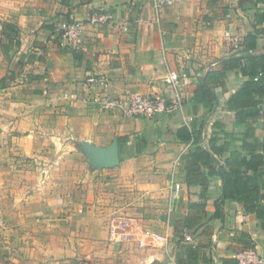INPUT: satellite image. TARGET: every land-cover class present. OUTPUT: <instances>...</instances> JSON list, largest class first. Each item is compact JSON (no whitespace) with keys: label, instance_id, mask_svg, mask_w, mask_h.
Instances as JSON below:
<instances>
[{"label":"crops","instance_id":"1","mask_svg":"<svg viewBox=\"0 0 264 264\" xmlns=\"http://www.w3.org/2000/svg\"><path fill=\"white\" fill-rule=\"evenodd\" d=\"M97 13H110L112 19L95 22ZM71 20L83 28L76 46L60 33ZM250 33L257 36L252 48L246 42ZM260 55L264 0H184L159 14L150 0H0L5 119L17 118L27 150L38 142L54 143L50 147L62 150L58 155L78 160L82 170L73 179L88 184L89 196L95 191L96 203L81 206L70 228L89 234L93 229L98 244L122 249L106 253L102 248L91 264H178L191 244L207 264H239L237 254L246 244L264 255L257 216L237 201L224 204L222 218L195 225L190 241H181L173 225L192 212L193 203L205 204L210 218L222 196L221 180L211 175L206 183L186 182L181 157L194 147L195 138L182 140L179 129L196 125V138L206 148L216 122L242 137L244 121L235 120L237 111L228 108V101L250 77L239 66L232 68L233 60ZM219 71L223 75L211 89L213 108L192 107L207 72ZM170 73L189 79L181 87L183 113L127 117L101 104L103 97L127 93L170 97L173 89L165 82ZM102 74L108 86L87 82ZM254 99L260 100L259 114L247 121L263 140L264 93H254Z\"/></svg>","mask_w":264,"mask_h":264},{"label":"rangeland","instance_id":"2","mask_svg":"<svg viewBox=\"0 0 264 264\" xmlns=\"http://www.w3.org/2000/svg\"><path fill=\"white\" fill-rule=\"evenodd\" d=\"M1 92L0 264H91L102 248L106 253L121 251L118 245L98 244L93 229L89 234L70 228L81 206L96 203L95 191L89 196L88 184L73 179L80 176L81 164L58 155L62 150L50 147L54 143L24 147L17 118L5 119Z\"/></svg>","mask_w":264,"mask_h":264},{"label":"trees","instance_id":"3","mask_svg":"<svg viewBox=\"0 0 264 264\" xmlns=\"http://www.w3.org/2000/svg\"><path fill=\"white\" fill-rule=\"evenodd\" d=\"M7 28H12L6 25ZM13 29V28H12ZM18 30H15L17 32ZM256 34L250 33L246 37L249 47H255ZM251 42V43H250ZM248 47V49H250ZM239 66L243 75L250 78L243 83L239 92L233 95L228 101L229 109H236V121L243 120L245 132L242 137L225 131V125L216 122L215 134L210 139V147L206 148L199 144L196 138L200 132L187 126L179 129L181 139L190 141L195 138L194 147L181 157V163L185 170V179L188 184L206 183L207 175H211L221 180V200L216 202V209L207 219L205 204L193 203L190 205L192 212L184 219L173 222L175 231L180 234L183 241L186 235L198 223L212 221L224 216V204L227 201H237L244 205L249 213L257 216L258 224L264 232V139L257 137L253 124L247 121L249 116L259 114L260 100L254 99V93H264V55L250 56L246 60L236 58L233 60L232 68ZM223 75L221 71L217 73L207 72L204 84H200L196 90L192 107L204 105L212 109L215 95L212 87L220 81ZM258 77V78H257ZM257 78V79H256ZM245 99L244 102H240ZM243 108L250 109L242 111ZM222 137H221V136ZM186 258L179 257L178 264H207L205 257H200V250L196 245H186ZM254 248L246 244L244 249ZM243 250V249H242ZM184 256V254H183Z\"/></svg>","mask_w":264,"mask_h":264},{"label":"built area","instance_id":"4","mask_svg":"<svg viewBox=\"0 0 264 264\" xmlns=\"http://www.w3.org/2000/svg\"><path fill=\"white\" fill-rule=\"evenodd\" d=\"M184 0H150L155 12L161 13L169 6ZM112 19L110 13H97L94 21L98 23H107ZM82 23L77 20H71L64 24L60 33L62 38L70 45L76 46L81 39ZM188 78L179 73H170L166 76L165 82L173 89L170 97L146 95L141 93H127L122 97H103L101 104L113 110H119L127 117H142L154 119L157 116L170 112H184L186 100L182 93V85L188 83ZM89 84H97L100 86H108L109 78L102 74L98 76H90L87 79ZM189 119H193L190 116ZM180 184L176 183V191L178 192ZM186 241L192 238L186 235ZM239 264H264V255L255 248L243 249L237 254Z\"/></svg>","mask_w":264,"mask_h":264}]
</instances>
